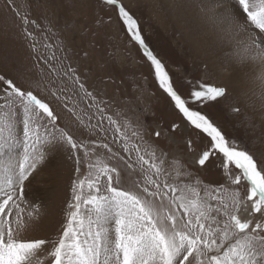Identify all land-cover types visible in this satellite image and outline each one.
<instances>
[{
  "label": "snow or ice",
  "instance_id": "snow-or-ice-1",
  "mask_svg": "<svg viewBox=\"0 0 264 264\" xmlns=\"http://www.w3.org/2000/svg\"><path fill=\"white\" fill-rule=\"evenodd\" d=\"M6 3L14 8L12 0ZM104 3L118 8V16L154 66L155 78L175 109L208 138L195 163L202 168L219 156L228 182L243 183L245 191L227 190L226 198L220 195L223 185L202 188L200 181L193 183L182 162L168 161L146 139L143 126L120 113L106 116L118 149L94 138L88 142L74 138L59 126L52 101L37 92L43 83L39 72L29 87L0 74V264H264V161L258 163L205 114L188 107L189 100L174 89L133 16L120 0ZM15 14L22 25L35 23L27 14L18 10ZM211 23L220 39L235 46L236 60L264 69V0H234L232 10L217 14ZM23 32L33 36L26 27ZM38 59L50 69L42 90L60 101L58 92L65 89L52 87L60 70L48 58ZM51 59H56L54 54ZM62 74L93 98L75 69ZM261 79L264 82V73ZM225 94L223 87L200 83L190 92V100L215 101ZM63 107L75 115L66 102ZM97 108L105 118L104 110ZM179 127L172 125L173 130ZM154 135L159 138L162 133ZM56 143L66 144L73 152L83 150L75 160L85 165L87 175L73 182L72 201L57 237L29 238L26 232L37 219V206L33 202L29 210L25 182L38 170L47 148ZM16 144L23 146L18 158L9 154ZM98 149L106 150L107 156Z\"/></svg>",
  "mask_w": 264,
  "mask_h": 264
},
{
  "label": "rangeland",
  "instance_id": "rangeland-1",
  "mask_svg": "<svg viewBox=\"0 0 264 264\" xmlns=\"http://www.w3.org/2000/svg\"><path fill=\"white\" fill-rule=\"evenodd\" d=\"M120 3L137 21L140 35L164 64L174 89L189 100L188 107L205 114L258 163L264 161L261 79L264 69H248V63L236 60L235 46L220 39L211 23L217 14L230 12L234 0H120ZM12 4L14 8L6 0H0V74L29 87L34 86L39 72L43 83L36 90L52 101L60 127L81 141L94 138L98 143H109L115 150L120 144L113 140L106 116L120 113L142 125L146 139L165 153L168 161L182 162L193 183L200 181L202 188L223 185L225 191L220 195L226 198L227 190L237 187L243 194L246 186L228 182L219 156L202 168L195 163L198 154L206 149L208 138L185 121L160 88L154 66L132 39L117 7L105 4L104 0H12ZM14 9L21 15L27 14L35 23L22 25ZM24 27L33 33L32 37L25 36ZM53 54L56 59H51ZM38 56L48 58L61 72L55 77L57 83L52 85L54 89H65L58 92L60 101L42 90L49 82L50 69ZM69 68L75 69L80 83L93 98L63 76V71ZM200 83L223 87L226 94L215 101L191 102L190 92ZM65 102L75 115L63 107ZM97 105L104 110L105 118H101ZM174 124L180 127L173 130ZM156 131L162 133L161 137H155ZM82 151L73 152L64 143L49 146L38 170L29 178L30 182H25L29 210L33 202L37 206V219L26 232L27 237L55 238L61 232L67 205L72 201L73 182L87 175L85 165H77L75 160ZM98 151L107 156L106 150ZM9 154L22 156L23 146L16 144Z\"/></svg>",
  "mask_w": 264,
  "mask_h": 264
},
{
  "label": "bare ground",
  "instance_id": "bare-ground-1",
  "mask_svg": "<svg viewBox=\"0 0 264 264\" xmlns=\"http://www.w3.org/2000/svg\"><path fill=\"white\" fill-rule=\"evenodd\" d=\"M249 65H248V69H250V68H252V67H254V68H257L258 66H257V63H248ZM261 69V68H260ZM246 96V95H245ZM255 119V118H254ZM39 167V166H38Z\"/></svg>",
  "mask_w": 264,
  "mask_h": 264
}]
</instances>
